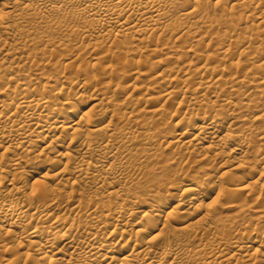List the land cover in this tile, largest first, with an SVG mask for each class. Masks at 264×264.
Returning <instances> with one entry per match:
<instances>
[{"label":"bare ground","instance_id":"obj_1","mask_svg":"<svg viewBox=\"0 0 264 264\" xmlns=\"http://www.w3.org/2000/svg\"><path fill=\"white\" fill-rule=\"evenodd\" d=\"M253 214L264 0H0V264H264Z\"/></svg>","mask_w":264,"mask_h":264},{"label":"rangeland","instance_id":"obj_2","mask_svg":"<svg viewBox=\"0 0 264 264\" xmlns=\"http://www.w3.org/2000/svg\"><path fill=\"white\" fill-rule=\"evenodd\" d=\"M177 151L178 150L167 149L165 152L163 151L164 153L162 152L163 154L160 152L155 156H148L149 158L147 157V160L145 159L146 167L145 164L142 165L141 172H139L136 176L133 175V178L135 180L139 179L136 180L140 185V188L137 191L138 195L147 197L152 191H162L171 187H178V184L173 183V180L171 178V174L177 171H187V179L184 180V183L186 185L193 184L196 186L198 182H203L202 179L206 177L205 173L209 170V165L207 164V167L205 165L206 163L204 162L194 163L191 160L190 161L192 163L190 162V165V163L188 162L189 160L186 161V158L180 159L181 152L179 153L178 151L177 153ZM187 162L189 163V165H187ZM182 168H184L185 170H181ZM252 216H254L255 219H258L261 222L264 221V219L260 218L257 214H253ZM3 264H9V262L6 261L3 262Z\"/></svg>","mask_w":264,"mask_h":264}]
</instances>
